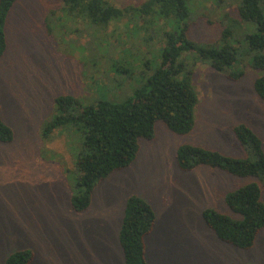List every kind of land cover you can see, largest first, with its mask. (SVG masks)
Instances as JSON below:
<instances>
[{"label":"rangeland","instance_id":"rangeland-1","mask_svg":"<svg viewBox=\"0 0 264 264\" xmlns=\"http://www.w3.org/2000/svg\"><path fill=\"white\" fill-rule=\"evenodd\" d=\"M110 1L125 8L146 0ZM241 3L188 0L185 23L198 48L219 47L223 31L233 29L240 61L233 70L245 75L231 80L197 52H185L200 98L193 132L178 135L159 122L155 140H141L137 160L103 181L90 208L77 213L70 200L83 129L58 130L49 142L41 137L43 125L58 114L56 99L73 95L85 105L126 101L160 66L166 34L184 22L137 14L131 23L98 28L60 20L63 0L17 2L8 24L9 49L0 58V112L15 132L12 143H0V264L22 249L34 251L33 264H125L119 235L127 200L135 194L157 215L146 238L148 264H264V231L253 249L243 250L221 241L203 218L207 208L236 217L225 195L250 180L206 166L182 172L177 163L185 144L255 160L234 134L239 124L250 126L264 145V100L255 90L264 71L253 68L246 41L257 27L241 19ZM115 63L127 72H118Z\"/></svg>","mask_w":264,"mask_h":264},{"label":"trees","instance_id":"trees-1","mask_svg":"<svg viewBox=\"0 0 264 264\" xmlns=\"http://www.w3.org/2000/svg\"><path fill=\"white\" fill-rule=\"evenodd\" d=\"M18 1L0 0V58L9 49L8 24ZM263 6L264 0H242L238 9L243 21L257 27L255 33L247 35L246 41L254 55L252 66L260 71H264ZM137 14L184 22V26L166 34L161 64L147 84L122 103L100 100L85 105L79 97L61 95L56 99L58 114L41 128V137L46 142L52 141L58 130L74 126L83 129L84 148L77 159L76 185L70 200L77 213L90 208L94 193L103 181L137 160L141 140L154 141L159 122L178 135L193 132L200 98L192 82L193 70L188 71L183 60L185 52H197L201 59L209 61L215 70L231 80L239 81L245 75L243 69L233 70L234 65L240 64L238 48L232 43L233 29L223 31L219 47L198 48L189 40V25L185 23L190 16L188 0H146L138 7L125 8L110 0H63L59 19L107 28L114 21L131 23L130 16ZM115 65L118 72H127L122 63ZM255 90L264 100V75L256 80ZM233 131L240 144L252 150L255 160L185 144L177 151V163L182 172L206 166L250 180L225 195V203L236 217L207 208L203 218L221 241L251 250L264 231V145L262 138L247 124H239ZM14 139L13 128L0 112V143L9 144ZM156 221V212L148 201L136 194L128 198L119 235L125 264H148L146 238L153 233ZM35 258L34 251L22 249L11 253L3 264H33Z\"/></svg>","mask_w":264,"mask_h":264}]
</instances>
